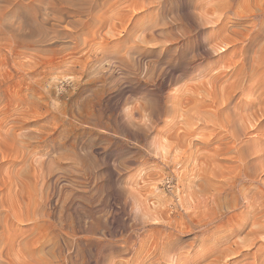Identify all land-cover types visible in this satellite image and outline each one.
Masks as SVG:
<instances>
[{"label": "rangeland", "instance_id": "374dc122", "mask_svg": "<svg viewBox=\"0 0 264 264\" xmlns=\"http://www.w3.org/2000/svg\"><path fill=\"white\" fill-rule=\"evenodd\" d=\"M14 3L0 264H264V0Z\"/></svg>", "mask_w": 264, "mask_h": 264}, {"label": "bare ground", "instance_id": "6f19581e", "mask_svg": "<svg viewBox=\"0 0 264 264\" xmlns=\"http://www.w3.org/2000/svg\"><path fill=\"white\" fill-rule=\"evenodd\" d=\"M3 1L7 2L9 4L8 6H11L13 1L15 2L14 6H16V9L18 11L17 12L18 14H16V16L22 15V16L26 17L24 14H26V15L28 14L27 16H29V18L31 17V20H37L38 13H37V10L35 9V7L33 6V2L36 1L38 3H43L46 5L47 13L56 14V15H58V17H61L62 15H66V16L71 15V16H74L77 18V23H78V21H80L81 18L89 16L91 14L94 6L101 5V4L105 3L107 0L106 1H104V0H25L26 2H24L23 0H12V1L11 0H3ZM1 10H2V8H0V11ZM2 16H3V14H1V12H0V28L1 29L3 27H7V25L2 23L3 22ZM18 18L19 17H17V19ZM31 20H30V22H31ZM20 21L23 22L22 18ZM20 21H17L18 27L19 26L22 27V23ZM24 24L25 23H23V25ZM3 29H2V32H6V35H7V32H9V37H18L20 35V31L16 28L14 29L13 27H10V28L7 27V28H5L7 31H5V29L3 31ZM0 184L2 185V183H0ZM2 186H0V187H2ZM1 190H3V189L0 188V192H1ZM3 203H4L3 197L0 195V206H2ZM0 251H2V250H0ZM0 254H1V252H0ZM6 257H8V256H6ZM0 263H2V261ZM3 264H14V263L9 260L6 263L3 262Z\"/></svg>", "mask_w": 264, "mask_h": 264}]
</instances>
